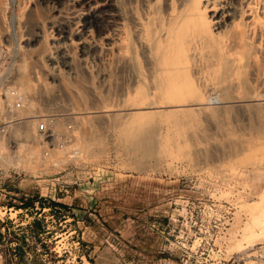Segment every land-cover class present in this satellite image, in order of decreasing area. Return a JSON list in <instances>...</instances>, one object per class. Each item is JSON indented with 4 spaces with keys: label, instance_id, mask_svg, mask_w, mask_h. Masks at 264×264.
Wrapping results in <instances>:
<instances>
[{
    "label": "rangeland",
    "instance_id": "374dc122",
    "mask_svg": "<svg viewBox=\"0 0 264 264\" xmlns=\"http://www.w3.org/2000/svg\"><path fill=\"white\" fill-rule=\"evenodd\" d=\"M121 6L108 7L118 22ZM74 7L0 0V29L20 44L15 85L26 97L4 120L0 264H264V243L235 245L248 222L241 206L264 188L255 165L264 158V102L252 98L264 93V45L245 52L227 43L220 58L189 37L185 86L168 100L184 104L153 108L141 100L145 89L128 88L123 44L108 51L111 41L96 35L102 19L90 29L100 43L80 56ZM49 118L59 132L70 128L73 148L50 144L46 156L36 127Z\"/></svg>",
    "mask_w": 264,
    "mask_h": 264
},
{
    "label": "bare ground",
    "instance_id": "6f19581e",
    "mask_svg": "<svg viewBox=\"0 0 264 264\" xmlns=\"http://www.w3.org/2000/svg\"><path fill=\"white\" fill-rule=\"evenodd\" d=\"M119 1L120 0H71L72 5L76 8L75 13L77 21L73 24L77 27V34L80 36V56L92 52V43H96L97 46L100 43V40L97 39L98 37H94L92 32L94 30L93 28L99 25L97 19H102L103 25H100L98 28L96 27V35L99 37L105 35L102 39L111 41L109 45L112 47H110L108 51H113L112 49H114L115 46H121L119 43L123 44L124 47H119L120 50L117 53H120V58L124 60V71L127 82H131V85L128 84V88L134 93H142V89H145L144 95L146 93V96L140 99L145 102L143 104H147L153 108H156L158 102H161L160 104H178V106L184 104V101L168 100L172 99V96L178 94L185 86L186 76L184 71L186 55L191 45H193V43L189 42V37L192 36V38L194 37L196 40H191L195 43V47H197V45H200V47L202 45L203 47L206 43L210 44V49L214 51L213 53H219L217 56L220 58H222L221 56H223L224 52H227L225 50L227 43L233 44L232 46L235 48L239 46L246 47L245 52L255 47L257 48L258 43L264 45V0H204L205 3H203V0H177L176 2L175 0H164L163 15L156 8L159 0H122L121 7L123 11L126 10L127 14H123L124 17H121V22H118L114 20L117 14H114L115 16L109 14L108 7L117 2L119 3ZM137 5L140 7L142 19L137 17L139 13H137L136 16L133 11V8ZM208 11L210 16L207 15ZM119 16H121V14H119ZM56 23L59 24L58 22H55V24ZM80 26L82 29L78 31ZM12 27L14 28V24H12ZM7 32L11 37V47L14 52V57H17L19 51L16 52L15 48L19 49L20 44L16 32L13 30L11 34L9 27H7ZM186 37H188L189 40ZM135 48H138L139 53L135 51ZM235 48L232 50H235ZM230 56L231 55H229V57ZM62 58H64L63 63L66 64L65 67H72L70 62V60H72L71 57L63 56ZM139 58H142L144 69H142L143 67H141L139 63ZM51 70H53V73L54 70L56 72H61V67L54 66ZM255 81H257V79L254 78V82ZM153 96H161L163 100L157 101V103L146 102L148 98ZM252 98L260 99L264 102V93L254 94ZM24 99H26V97ZM164 100L167 101L165 102ZM213 100L215 102V99ZM9 101L11 107L12 100ZM12 109L13 108H11V112L13 113ZM2 118V123H0V126L3 125L0 128V150H3V141L5 139L2 132L8 129L5 127L7 124L4 121L6 116H2ZM7 118L8 120L6 121H9L10 115ZM75 135L77 136V134ZM261 159V161L255 164L258 168L256 175L258 174L257 176L260 178L264 177V158ZM2 160L4 161V158ZM241 209L243 211L246 210V213H248V222L242 233L241 239L239 241L237 238H235L237 240H233L235 243L238 241L235 244L236 249L244 248L245 245L252 246L257 243L263 244L264 188L256 202L251 205H242Z\"/></svg>",
    "mask_w": 264,
    "mask_h": 264
},
{
    "label": "built area",
    "instance_id": "2783aa9c",
    "mask_svg": "<svg viewBox=\"0 0 264 264\" xmlns=\"http://www.w3.org/2000/svg\"><path fill=\"white\" fill-rule=\"evenodd\" d=\"M18 59L14 57V52L11 47V37L8 32L4 33L0 29V105L2 108L1 116L9 117L11 112V108L16 111H20L23 109V100L25 98V94L20 92V86L16 84V73L15 70V62ZM9 100H12L11 107L9 105ZM15 113V111H14ZM56 119L49 118L43 119L40 123L37 124L36 130L40 136V142L44 143V150L46 155H49L50 149L49 145L52 147L55 144L56 146H60L61 148L65 147H74L75 136L72 131L68 128L67 132H59L56 128L57 122ZM3 126V125H1ZM0 126V127H1ZM9 129L4 130L2 133L6 135L9 133ZM53 149V148H52ZM76 150H70L71 155L72 152Z\"/></svg>",
    "mask_w": 264,
    "mask_h": 264
},
{
    "label": "trees",
    "instance_id": "16d2710c",
    "mask_svg": "<svg viewBox=\"0 0 264 264\" xmlns=\"http://www.w3.org/2000/svg\"><path fill=\"white\" fill-rule=\"evenodd\" d=\"M51 205L54 206V207H57V206L58 207H65L63 204H59V203H55V202H52ZM21 206L22 207H19V209L27 208L26 203H22Z\"/></svg>",
    "mask_w": 264,
    "mask_h": 264
}]
</instances>
